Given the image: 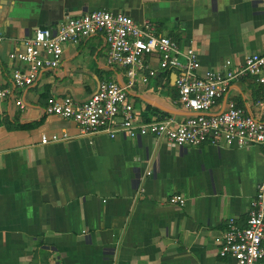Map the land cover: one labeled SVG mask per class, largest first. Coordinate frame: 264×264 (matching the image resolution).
<instances>
[{
	"label": "crops",
	"instance_id": "1",
	"mask_svg": "<svg viewBox=\"0 0 264 264\" xmlns=\"http://www.w3.org/2000/svg\"><path fill=\"white\" fill-rule=\"evenodd\" d=\"M97 9L151 20L158 34L197 52L201 71L264 50V0H0V89L8 90L0 99V264H237L218 250L229 218L246 223L264 175L259 146L110 138L45 114L56 98L84 101L102 80H127L125 69L106 63L101 33L65 44L58 67L14 87L10 52L23 51L38 27ZM145 60L156 74L146 84L147 69L135 75L129 92L136 112L177 121L190 115L175 102V73L159 69L156 57ZM263 89L245 77L232 82L228 98L248 106ZM4 118L42 121L12 130ZM63 133L67 140L41 143L43 134ZM173 194L185 205L162 202Z\"/></svg>",
	"mask_w": 264,
	"mask_h": 264
},
{
	"label": "built area",
	"instance_id": "2",
	"mask_svg": "<svg viewBox=\"0 0 264 264\" xmlns=\"http://www.w3.org/2000/svg\"><path fill=\"white\" fill-rule=\"evenodd\" d=\"M100 33L107 45L106 63L125 69L127 80H102L84 101L70 95L56 98L45 106V114L73 120L80 133L104 132L110 138L151 136L179 147L259 146L264 152V94L248 106L228 98L233 81L250 77L264 85V50L245 56L240 63L225 59L219 69L201 71L197 52L192 47L183 50L173 37L158 34L149 19L136 21L122 12L97 9L67 15L55 28L38 27L24 40L23 51L8 55L17 63L11 71L14 87L27 88L41 72L58 67L65 44ZM147 56L157 58L159 69L175 73V102L191 111L190 115L177 121L170 116L145 119L136 112L129 92L135 75L147 69L141 79L146 84L156 74L147 68ZM7 93L0 89V99ZM15 103L23 108L19 99ZM214 108L218 110L211 112ZM67 139L66 133L41 135L43 144ZM162 202L181 207L186 199L173 194ZM218 253L233 257L237 264H264V175L249 203L245 225L227 220Z\"/></svg>",
	"mask_w": 264,
	"mask_h": 264
},
{
	"label": "trees",
	"instance_id": "3",
	"mask_svg": "<svg viewBox=\"0 0 264 264\" xmlns=\"http://www.w3.org/2000/svg\"><path fill=\"white\" fill-rule=\"evenodd\" d=\"M260 94H262V95L264 94V89L261 91ZM262 95H260V97ZM41 121H42V119H39V120H36V121H19L18 119L9 120V119L4 118L2 123L6 126L7 129L29 130V129L37 126L38 124H40Z\"/></svg>",
	"mask_w": 264,
	"mask_h": 264
}]
</instances>
